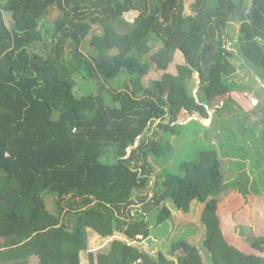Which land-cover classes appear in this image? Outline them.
I'll list each match as a JSON object with an SVG mask.
<instances>
[{"label":"trees","instance_id":"16d2710c","mask_svg":"<svg viewBox=\"0 0 264 264\" xmlns=\"http://www.w3.org/2000/svg\"><path fill=\"white\" fill-rule=\"evenodd\" d=\"M185 1L0 0V264H81L91 233L114 239L89 252V264H206L202 252L210 264H264V236L251 241L263 256L247 254L218 214L234 138L226 150L207 145L177 173L165 161L198 122L176 123L178 111L206 120L207 109L233 104L240 88L229 41L264 72V0H194L189 11ZM131 12L139 15L129 22ZM176 51L184 59L176 73L144 84ZM255 182H231L245 205L251 193L264 199ZM195 204L203 206L199 245L174 242L153 255L135 244L150 240V217L172 233L187 226H176L175 210Z\"/></svg>","mask_w":264,"mask_h":264},{"label":"rangeland","instance_id":"374dc122","mask_svg":"<svg viewBox=\"0 0 264 264\" xmlns=\"http://www.w3.org/2000/svg\"><path fill=\"white\" fill-rule=\"evenodd\" d=\"M194 0H186V9L189 11L190 4ZM139 13L131 12L129 14L125 15V18L127 21L132 22ZM59 16L58 11H53L48 18L45 20L47 23L45 25L46 28L50 29L56 20V18ZM5 22L9 25H11V16L7 13L4 15ZM234 28H238V25H233ZM237 30V29H236ZM92 34L99 35L100 34V28L95 26L92 29ZM91 35L87 37L88 42L91 39ZM232 38H236V32H232ZM233 42H228V47L233 51V53L236 54L235 59L233 60V63L237 65L236 74L232 77L233 80L237 81V85H239L240 89L244 90L246 94H237L232 92L231 99L233 98L238 104H242L243 106H246L248 102H250V95L251 93L247 94L250 90L256 91V96L260 101V106H258L255 111L259 113L264 112V72L261 71L259 68L253 66L251 63H249L243 56L238 53L235 46L232 45ZM87 46V44H84L83 46ZM88 48V46H87ZM85 54H87L88 51H83ZM153 55H148L147 59L145 58L144 61L150 62L151 57ZM155 58V57H154ZM156 60V58H155ZM184 63L183 56L180 52L176 51L175 53H172V60L167 68L166 71L157 70L156 66L153 65L151 71L145 77L144 84L149 82L150 80H159L165 73L174 74L176 73V67L178 65H181ZM249 66H247V65ZM251 68V69H250ZM260 76H263L262 78H259ZM194 78L197 79V75H194ZM237 78V79H235ZM85 83V81H81V84ZM262 91V92H259ZM241 92V91H238ZM244 92V93H245ZM84 93V92H83ZM80 95H86L80 94ZM107 97V96H106ZM232 99V100H233ZM110 99L107 97V103H109ZM224 101V100H223ZM239 101V102H238ZM222 103H218V105H221ZM254 111V110H253ZM251 111V112H253ZM176 119V123H179L180 125H184L186 121L192 118L187 115V112L183 109L182 111H178L177 114L174 115ZM250 118V116H244L241 113L233 110V104L227 103L226 107L220 108L217 113H215L213 120H214V126L216 127H222L225 126V130L220 129L221 136L219 134H216L217 138H225L228 140L229 138H234V143L232 144V141L230 142L229 147L226 150V153L230 155V157H226L225 161H222L223 164V170L230 169L228 176L226 174V182H232L234 184L237 183H244L248 179V175L246 173L245 164L243 161L239 160L240 157H242L244 154H252L256 153V162L257 167H263L264 164L262 163L264 161V125H259L260 123H264V116H260L257 118V121L254 123H251L250 126L247 122V120ZM186 119V121H185ZM202 122V121H201ZM197 123V124H196ZM193 123L195 126H189V133H186V136L182 133L178 138L175 139V146L172 150V153H175V150L178 152V155L176 156H170L167 157L165 161H167L169 167L172 169L173 173H177V167L178 165L183 161H192L195 159L197 153L199 151L207 150L209 147L207 145H210L211 143H208L205 140V137L210 136V131L204 130L200 128V124L198 122ZM203 123L204 120H203ZM199 125V126H198ZM249 127V131L254 130L255 132L253 134H258L257 138L253 137L252 133L245 134V129ZM262 134V137L260 135ZM189 155V158H187ZM103 162H106V158L102 159ZM157 166V163L154 164ZM159 171V168H156V171H154L153 179L156 177L157 173ZM264 174L260 177L257 176V178H251L250 181L256 180L255 184L258 190L260 192L263 191V183H264ZM232 180V181H231ZM254 192L257 193L258 191L254 189ZM223 199L224 194L220 195ZM151 197V195H149ZM237 195L227 196L226 199L223 202V207L225 208V213L228 212L229 214L232 213V210H238L236 217H233L232 224L229 225L228 229H226L225 234L228 238V240L231 238L232 242L235 243L236 246L241 248L242 251H244L247 254L252 255H260L263 256L260 252L256 251L252 247L251 241L254 240V238H257V236L264 234V208L262 209V196H248V201L245 205V200H241L239 198H236ZM45 203L47 210L50 212H54L53 208V202L51 200L52 197L50 195L46 194L44 196ZM244 207V208H243ZM191 211L187 214H182L178 211H176L174 208H170L171 210H175L176 215V226H182L187 225L184 227H181L180 230H173L169 232V230H164L161 232V227H156L155 220L150 217V226H151V236L149 237L150 240H144L142 242L135 243L137 246H139L143 251L152 253L153 255H156L157 252L161 249L160 247L163 246V249H169L171 247V244L174 242L179 241H187L189 244H195L199 245L201 243V237L199 234V226H198V219L200 217L201 211L203 206L199 204H195L191 207ZM242 208V209H241ZM250 208H252V211L247 216V213L250 211ZM238 216V217H237ZM252 220L256 223L258 221L257 228L259 229L258 233L256 231L255 227L248 226ZM222 222V219H221ZM193 229L194 233L190 234L191 232L189 229ZM226 228V227H225ZM171 229V227H170ZM229 229H231L234 233L231 231L229 232ZM231 237L229 238V236ZM234 234L236 236H234ZM114 238L109 239H101L97 237L95 234H90L89 236V243H88V251L81 253V264H89L88 263V253L93 252L95 255L99 253L104 247H106L109 242H111ZM120 240H126L124 236L120 235L118 237ZM156 241V242H154ZM149 243H152L151 245ZM154 245V246H152ZM179 254V253H178ZM202 256L206 262V264L209 263V256L207 253L202 252ZM31 264H36L37 261H34L31 259Z\"/></svg>","mask_w":264,"mask_h":264},{"label":"crops","instance_id":"0c3cea01","mask_svg":"<svg viewBox=\"0 0 264 264\" xmlns=\"http://www.w3.org/2000/svg\"><path fill=\"white\" fill-rule=\"evenodd\" d=\"M262 77L263 76H260L259 78H262ZM235 79H237V78H235ZM233 81L237 82L235 80H233ZM237 86H238V88H240L239 85H237ZM262 86H263V89H264V85H262ZM242 89H240V90L238 89V91H241V92L234 91V93L246 94V92L244 90H242ZM249 91L250 92H248L247 94L251 93V95H250L251 97H250V102H248L246 106H243L242 104L240 105L233 98L232 99H233V110L241 113L244 116H250V118L247 120V122H248V124L250 126L251 123H254V122L257 121L258 117L264 116V112L263 113H259V112L255 111V109L258 106H260V101H259V99L256 96V93H257L256 91H252L250 89H249ZM259 92H262V91H259ZM230 98H231V95H230ZM222 102H223V100L219 101V104L222 103ZM219 106H221V105H219ZM207 110H208V115H209L208 119H206V120L205 119H199L197 116H193L192 118H187V119H189L188 121H186V119H185V121H186L185 124H188V122L190 120H192V119L193 120H197L199 122V124L201 126H203L204 130L210 131L209 132L210 136L209 137H205V140L208 143H211V144L215 145L216 147L218 146V147L226 150L227 146L229 145L227 140L225 138H217L216 137V134H219L221 136L220 128L216 127V128L213 129L212 126H211V122H212L213 116H214V110H209V109H207ZM251 111H253V112H251ZM203 120H204L205 123H203ZM259 125H264V123H260L257 126H259ZM249 129L250 128L247 127L245 130L249 131ZM250 132L253 134L255 131L252 130ZM257 137H258V134L255 133L254 134V138H257ZM260 137H262V134L260 135ZM263 137H264V134H263ZM255 156H256V153H253V155L252 154H244L239 159V160L243 161V163L245 164L246 173L248 175V179H250V180H251V178H256V176H258L261 173V171L264 169L263 167H261V168L257 167V162H256L257 158ZM262 163L264 164V161ZM227 185L230 186V187H228L229 189H227V191L222 193V194H224V196H223V199L221 197V200H220V203H219V207H218V209H219L218 210V214H220V218L222 219V226H223L225 231H226V229H228L229 225L232 224L233 217H236V215H238L237 214L238 210H232V213H230V214L228 212L225 213V208L223 207L224 200L229 195L230 196L237 195L236 198H239L241 200L245 199L244 196L240 193V191H238L237 188H235L234 185L231 182H227ZM250 195H252L253 197L254 196H261L260 194H254V193H251ZM263 208H264V199H262V209ZM251 211H252V208H250V211L247 213V216L250 214ZM262 220L264 221V216H263ZM257 223H258V221H256V223H255L254 220H252V222L248 226H250V227H255L256 226V231L257 230L259 231V229L257 228V225H258ZM230 231L232 233H234L231 229H229V232ZM258 231H257V233H258ZM234 236H236V235L234 234ZM261 236H264V234L259 235L257 237H261ZM32 259L34 261L38 262L36 257H33Z\"/></svg>","mask_w":264,"mask_h":264},{"label":"water","instance_id":"95a60500","mask_svg":"<svg viewBox=\"0 0 264 264\" xmlns=\"http://www.w3.org/2000/svg\"><path fill=\"white\" fill-rule=\"evenodd\" d=\"M139 139H140V137L137 140H139Z\"/></svg>","mask_w":264,"mask_h":264}]
</instances>
